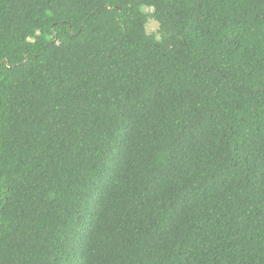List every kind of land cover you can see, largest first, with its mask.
<instances>
[{
  "label": "trees",
  "instance_id": "obj_1",
  "mask_svg": "<svg viewBox=\"0 0 264 264\" xmlns=\"http://www.w3.org/2000/svg\"><path fill=\"white\" fill-rule=\"evenodd\" d=\"M0 264H264V0H0Z\"/></svg>",
  "mask_w": 264,
  "mask_h": 264
},
{
  "label": "rangeland",
  "instance_id": "obj_2",
  "mask_svg": "<svg viewBox=\"0 0 264 264\" xmlns=\"http://www.w3.org/2000/svg\"><path fill=\"white\" fill-rule=\"evenodd\" d=\"M158 28H159V25H158L157 21L150 18L146 24L147 32L148 33H157Z\"/></svg>",
  "mask_w": 264,
  "mask_h": 264
}]
</instances>
